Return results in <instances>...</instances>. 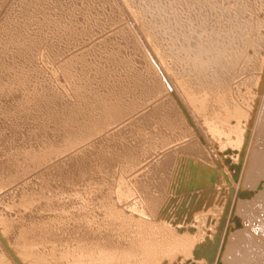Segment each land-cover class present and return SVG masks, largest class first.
<instances>
[{"label": "bare ground", "instance_id": "obj_1", "mask_svg": "<svg viewBox=\"0 0 264 264\" xmlns=\"http://www.w3.org/2000/svg\"><path fill=\"white\" fill-rule=\"evenodd\" d=\"M61 1L0 0V264H13L3 237L21 264H156L155 193L177 160L211 157L198 132L238 152L213 264H264V0H157L148 32L159 71L137 66L143 45L108 36L51 57L42 42ZM38 52L56 68L48 79L34 73ZM128 162L143 166L131 179L140 195L113 192Z\"/></svg>", "mask_w": 264, "mask_h": 264}, {"label": "rangeland", "instance_id": "obj_2", "mask_svg": "<svg viewBox=\"0 0 264 264\" xmlns=\"http://www.w3.org/2000/svg\"><path fill=\"white\" fill-rule=\"evenodd\" d=\"M156 1L62 0L60 3L63 6L64 14H61V17L58 16V13H61L59 12L61 11L58 7L59 4L52 5L49 9L50 15H53L52 19L57 23L53 22L52 27L49 26L47 38L42 43L50 50L51 57L62 56L64 58L70 56L77 46L81 47L84 41L91 40L93 36L97 38L108 36L107 39L111 42L121 38L123 43L128 41L131 47L137 46L139 43L143 45L141 52H138L136 57L139 68L142 66L144 59H147L148 66L150 64L159 71V46L149 42L151 34L148 32V28L154 21L153 16L157 11L151 9L154 8ZM16 4H18L17 1ZM16 4L8 10L20 9L19 5L16 7ZM73 7L72 20L69 13L66 12ZM162 7L166 8L165 6ZM185 7L187 8V6ZM135 13H137V17H141L142 23L137 22L143 29L137 28L135 22H133ZM126 14L131 15L132 18H128ZM14 22L22 23L20 26L25 24H23V19L21 20L20 16L16 19L14 17ZM57 24H61V28L57 29L55 26ZM71 24L70 31L79 34V39H75L73 44L70 43L69 39L71 37L65 30V26ZM111 26H116L120 30L111 31ZM74 38L76 37L74 36ZM79 43L80 45H78ZM134 52L129 48L125 56H132ZM46 62L45 58H42L38 52L33 70L34 73L42 74L48 79L49 76L54 75L56 68ZM53 83L57 86L58 82L55 80ZM28 89L24 88L22 93L17 95L29 94L30 90ZM62 91L63 95L66 96L64 89ZM139 115L140 113H136L137 117ZM110 134L111 136L114 135L112 132ZM125 136H128V132L122 131L118 137L125 138ZM197 136L211 157L207 162L202 159L201 162L177 160L163 189L157 190L155 193L158 195L159 202L161 201L160 211L157 223L153 213L149 212L148 224L150 234L153 230H157L162 240V244L157 247L161 254L156 264H213L216 249L222 238L229 205L238 185V176L236 175L238 152L227 144V140H224L221 146H214L210 133L198 132ZM228 147L231 149H227ZM131 163L128 162L125 173L114 175L113 192H117L119 187L122 186L131 195H140L131 179L143 169V166L140 163L130 166ZM113 204L117 212L126 216L130 214L126 200L121 202L115 196ZM242 215L245 220H248L250 214L244 211ZM234 242L235 239L232 243ZM1 244L8 251L6 253L13 260V264H21L4 237L1 238ZM165 244L168 245L166 248H164Z\"/></svg>", "mask_w": 264, "mask_h": 264}]
</instances>
